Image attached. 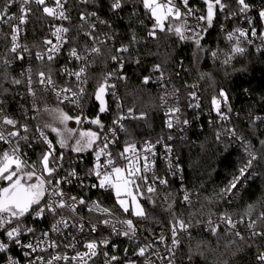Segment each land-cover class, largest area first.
<instances>
[{"label": "trees", "instance_id": "trees-1", "mask_svg": "<svg viewBox=\"0 0 264 264\" xmlns=\"http://www.w3.org/2000/svg\"><path fill=\"white\" fill-rule=\"evenodd\" d=\"M228 10L218 13L213 27L204 35L201 40V48L197 49L191 41H181L177 36L167 32H158L157 38L148 36L152 21L143 11L138 0H126L124 7L118 12H113L110 5L112 0H94L91 4H82L80 0H68V12L71 16V23L68 26L71 31L68 38L71 46L79 45L83 51L86 40L82 32L78 31L77 25L79 14L82 11H96L100 19L105 20L111 28L100 25L98 35L103 39L104 33L114 34L115 38L109 43L115 53V48L121 45H130L129 52L121 54L124 59L123 75L125 81L118 82L114 76L111 82L117 83L119 97L109 95L106 97L109 111L100 114L101 122L105 125V131L111 128L112 121L117 115L128 112L132 108L136 118L124 122L126 131H121V144L135 142L144 144L161 139H167L172 132L165 127V117L161 107L163 88L158 82L159 72L153 71L155 65H161L164 73L163 79L168 86L180 95V107L183 120L190 121V128L186 131L183 139L175 142L180 164L183 168L184 182L187 188L197 194V201L187 205L183 203L180 193V185L176 179L171 180L168 188L159 190L153 195L156 206L143 200L148 213L147 220L136 221L139 225L141 238L163 248L157 238L163 234L166 243L170 242V221L171 214L166 211L168 204H173L177 214H182L185 219L189 213H196L195 218L207 222L208 217L214 214L228 213L233 220L243 219L245 225L241 227L245 241L222 230L217 235H211L201 227L193 228L190 238H184L181 246L175 250V264H257L256 255L258 251H264V240L260 237L248 239L251 235L247 223L257 219L260 212L264 211V47H260V33L264 32V20L259 17V11L264 9V0H246L251 7L250 13L237 15L226 19L232 12L238 10L236 0H224ZM199 5L204 10L202 0ZM39 7V6H38ZM36 7L34 10L38 9ZM247 17V18H246ZM251 21V24L249 23ZM143 21V23H141ZM51 21L41 11H35L31 16L28 26L27 43L32 49H39L46 38L50 39ZM255 27L258 39L252 44L243 42L245 48L243 54H236L228 64L224 63L226 54L230 53L234 42L226 39L228 32L236 28L249 30ZM226 30V31H224ZM8 29L0 34V99L5 112L21 123H27L32 130L28 136L31 146L21 140L23 151L27 153L30 160H36L43 148V144L36 138L35 128L38 124L50 121L46 113L37 115L33 111V98L27 93L26 69L32 68V78L36 79L35 73L44 65L35 58L17 60L14 54L8 52L11 47ZM135 36V42L132 37ZM68 48L52 62L54 73L65 66L74 67L69 56ZM212 52H216L214 58ZM107 51L104 56L97 57L95 63L89 69V81L87 84V95L83 103V114L89 118H95L99 113L98 103L93 97L97 81L109 72L117 69L118 65L108 58ZM5 59L11 63L7 67ZM139 61V63H137ZM24 73V75H21ZM149 76V83H143L144 77ZM20 79V85L11 83L12 79ZM58 85H64L65 79L62 76L54 75ZM196 84L200 88V95L206 109L214 110L211 103L215 96L219 98V92L223 89L228 95V103L225 105L221 98V111L230 115L229 128L235 131L234 140H217L216 133L219 126L210 128L205 119L206 128L201 129L196 113L187 110V95L189 86ZM37 96H41L40 86L34 85ZM7 89L8 91H4ZM43 108L45 104L52 108L56 107V100L45 94L37 101ZM117 104L121 107L118 109ZM70 115H77L70 107L60 105ZM231 108V111L228 109ZM144 113V118H137ZM36 116V119H32ZM216 121L215 119H213ZM50 123V122H49ZM84 128H93L99 131L98 126L84 124ZM47 131V130H46ZM49 138L56 141V134L48 132ZM240 141L244 146H249L257 156L254 162V174L247 185L240 190L238 197L229 202L225 195L221 196L220 190L227 183L233 174L236 173L241 161L246 160V153L240 147ZM58 151H60L58 149ZM89 152L76 154L72 151L66 152L65 160L74 161L78 158L88 156ZM88 162V158L86 160ZM207 170V171H204ZM83 198L88 202L100 201V203L124 217L111 190L102 189H80ZM170 194V195H169ZM249 205L252 209L249 210ZM125 218V217H124ZM130 218V217H129ZM257 227H262L258 223ZM235 241V243H232ZM250 245V246H249ZM240 249L237 251V249ZM127 249V254H125ZM137 247L120 244L117 252L110 254L120 259L113 264H124L126 260H134L136 264H144V260L134 255ZM107 258L93 264H105ZM5 258L0 255V264Z\"/></svg>", "mask_w": 264, "mask_h": 264}, {"label": "snow or ice", "instance_id": "snow-or-ice-1", "mask_svg": "<svg viewBox=\"0 0 264 264\" xmlns=\"http://www.w3.org/2000/svg\"><path fill=\"white\" fill-rule=\"evenodd\" d=\"M93 2L94 0H80V3L86 5ZM125 2L126 0H112L110 7L113 12H118L124 7ZM138 2L152 21L151 28L147 33L149 37L155 39L158 32H167L177 36L181 41L191 40L197 49L201 48L203 34L213 27L218 13L228 10V5L224 0H202L205 6L203 11L193 8L190 0H179V4L177 0H138ZM32 4L39 6L38 9L34 10L31 7ZM66 4L67 0H52L51 5L48 0H0V23L10 26V33L7 36L10 38L11 47L8 52L14 54V59L24 60V53L29 52L26 45L22 46L19 43L23 26L29 23V17L35 11H41L45 17L53 21L68 22L70 24L71 16ZM236 4L238 10L232 12L230 16H226V19L240 14L246 16L251 11V7L246 0H236ZM14 5L18 6L19 15L10 12ZM259 17L264 20V9L259 11ZM79 21L81 23L77 25V29L89 41L84 44L83 51L78 50L79 45L71 46L68 39V33L71 31L69 26L64 23L53 24L51 25L53 29L51 36L55 42L53 39H44L45 51L35 53V59L40 61L44 67L35 73V80L32 78V68L26 69L27 93L33 98V111L37 115L46 113L52 118L51 123L43 122L35 128V133L38 134L36 138L43 144L40 155L36 160H30L20 144V141L23 140L27 146H31L28 134L32 130L27 123H21L8 115L2 107L3 101H0V144L3 145V147H0V236L7 239V242L0 239V253L7 252L10 244L23 247L26 249L24 256L29 258L28 264H89L94 257L100 254L101 246L107 247L109 245L108 239L96 240L89 238L83 244L85 250L82 252L75 251V254L71 256L67 252H52L47 259L42 255H33L38 252H48L49 249H59L62 246L61 241L52 239L51 233H57L66 239L76 240L75 235L68 236L63 230L77 229L83 235L86 224L91 233L98 231L99 224L111 225L112 232L115 235L135 240L139 231V225L136 221L148 219L145 205L141 201L146 200L155 207L157 202L153 199V195L157 193V185L166 186L169 183L166 178L160 177L154 172L156 166L155 144L146 141L142 147H138L135 142H127L121 151L114 153L111 150V146L118 141L117 133L126 131L122 121L131 117L134 110L129 108L127 116L117 115L112 121L113 127L108 128L107 131H105V125L101 122L100 114L109 111L106 97L116 95L114 91L116 85L110 83L112 78L115 76L120 80L127 79L122 74L125 65L121 54L129 52L130 45H121L115 48L116 54H111L112 49L108 45L115 38V35L104 33L103 39L98 35L100 25H105L108 28H111V25L100 19L96 11L85 10L80 12ZM191 21H195V23H191ZM249 23L251 24L250 20ZM256 36L257 30L255 27L250 29V33L249 30L242 28H236L234 31L228 32L226 39L234 42V45L230 53L226 54L224 63L228 64L236 54H243L245 48L241 44L243 42L252 44L251 37ZM260 38L264 40V32L260 33ZM135 39V36H133L130 43H134ZM65 45H69L68 56L70 60L80 62V67L78 70H72L65 66L54 73L51 66L52 62L56 59L57 54L61 53ZM106 51L109 54L108 58L116 62L118 67L114 71L107 72L101 80L97 81V86L92 95L98 103L99 113L95 118H89L83 114V104L81 103L87 94L85 85L89 81V69L95 63V59L104 56ZM212 56L215 58L217 53L212 52ZM10 63V60L5 59L4 64L6 67ZM153 71L160 73L158 79H163L164 73L161 70V65H155ZM21 75H24V73H21ZM54 75L67 78L65 84L58 86ZM150 79L149 76H145L143 83H149ZM11 83L20 85L22 81L13 78ZM34 85L40 86L41 96H37ZM4 91L8 90L4 89ZM45 94H51L55 97L56 107L50 108L45 104L41 108L38 105L37 101L42 99ZM189 96L193 99L197 98L195 92L189 93ZM221 98L226 105L228 95L223 89L219 92V98L214 96L211 103L220 119L227 120V114L221 111ZM161 99L164 100V97H161ZM65 104L75 106L80 109V113L74 116L70 115L60 107V105ZM194 106L199 107V103L197 102ZM120 107L117 104V108ZM228 110L231 111V108ZM179 111L178 107L168 109L171 114ZM144 115V113H141L137 118L143 119ZM32 119H36V116H33ZM69 121H74L77 127H69ZM177 123H179L178 118ZM183 123L188 124V121L184 120ZM84 124L96 125L99 131L84 128ZM167 127L169 129L173 127L171 119L168 120ZM229 131L232 135H235L234 130ZM48 132L56 134L55 143L49 138ZM156 143H160V141L158 140ZM165 147L167 148V146ZM67 151L75 152L78 155L84 152H94L95 162L87 173L88 176L95 177V182L90 187L113 191L116 205L119 206L125 217L117 219V223L121 227L117 228L116 224H113L112 219H110L116 216L113 209L103 206L98 200L92 201L89 205L85 198L69 195L65 191L64 186L70 185L73 179L77 177L75 169L62 173L63 161ZM246 152L248 158L241 161L236 173L221 188L219 195L234 194V190H237L238 186L251 174L249 170L252 168L253 162L257 160V156L248 149H246ZM169 167H172L171 164H169ZM149 173H151V176H149ZM81 187H88V185L81 181ZM183 201L191 204L187 192L183 195ZM252 207V205H249V210ZM81 208L88 213L97 214L96 221H86L85 217L79 214ZM166 211L172 216L170 221V245L166 243V237L163 234L157 238V241L165 245L168 255L160 256L159 249L155 248L153 243H143L137 247L134 255L145 257L144 264H156L152 257L167 260V264H175V249L182 243L181 236L185 235L190 238L193 228L204 225V221L195 218L196 213H189L188 219H185L182 214H177L171 203L168 204ZM49 217L53 220L50 229L41 232L39 235H37L36 229L28 224L29 220L33 222L44 221ZM243 222V219L234 221L228 213L220 214L218 220H213L210 215L205 230L212 235H217L220 232L221 223H223L225 234L231 233L241 241H245V237L237 230V224ZM258 223L262 227L258 228ZM247 228L251 233L248 239L260 237L264 240V211L260 212L257 219L248 222ZM28 235H31L34 239L24 243L22 238ZM232 243H235V241H232ZM63 247L75 250L76 245L63 242ZM239 250L238 248L237 251ZM125 254H127V249H125ZM103 255L107 258L105 264H113V262L120 259L116 255L109 257L107 251ZM256 261L257 264H264V251H258ZM8 264H19V262L10 256ZM124 264H136V261L126 260Z\"/></svg>", "mask_w": 264, "mask_h": 264}, {"label": "built area", "instance_id": "built-area-1", "mask_svg": "<svg viewBox=\"0 0 264 264\" xmlns=\"http://www.w3.org/2000/svg\"><path fill=\"white\" fill-rule=\"evenodd\" d=\"M201 0H190L191 6L193 8L196 9H201L199 2ZM49 4L51 5L52 0H48ZM178 4H179V0H177ZM182 7V5H180ZM31 7L33 9H35L36 7H38L35 4H32ZM66 8L68 9V0H67V4H66ZM10 12H14L17 15H19V11H18V6L14 5L11 9ZM250 13V11L248 12ZM199 14V13H198ZM50 19V18H49ZM51 24H50V39L54 38L51 36V31L53 30L51 25L53 24H60V23H64L66 26H68V22H62V21H53L51 20ZM31 22V16L29 17V23L25 26H23V31L20 34L19 37V43L23 46L26 45L29 49V52L24 53L25 59H30V58H35V53L36 52H44L45 51V45L43 44L41 48L39 49H32L31 47H29L28 43H27V37H28V26L30 25ZM13 23H15V21H13ZM191 23H195V21H191ZM4 29H8V31H10V26L7 24H2L0 23V34L3 32ZM209 31V29H208ZM207 31V32H208ZM226 31V30H224ZM206 32V33H207ZM206 33H204L203 35H205ZM252 40H257L258 37H251ZM69 39V38H68ZM261 43H260V47H264V40L261 39ZM55 42V40H54ZM66 47L67 45L64 46V49L61 51V53L57 54L56 59H58V57L62 56V54L66 51ZM18 51H20L18 49ZM24 59V60H25ZM70 59V58H69ZM38 61V60H37ZM71 61V60H70ZM40 62V61H39ZM72 65L74 64V67L69 66V69L72 70H78L80 67V62L78 61H71ZM64 79L66 80L67 78L64 77ZM74 79V78H73ZM118 82H124L125 80H120L117 79ZM161 85V87L163 88V97L164 100H161V107H162V111L165 117V127L168 131L172 132L173 134H171L170 139L169 137L167 139H161L159 140L160 143H156L157 141L151 142L153 144H155V152H156V156H155V161H156V166L154 168V172L156 173V175L166 178L168 180V185H157V192L161 189L164 188H168L171 184V180L176 179L180 185V193L182 196V200H183V195L185 192H187L190 196L191 199V204L197 201V194L193 193L192 191H190L187 188V185L185 184V180L183 177V168L180 164V159L179 156L177 154L176 151V147H175V142L179 139H183L185 137L186 131L190 128L191 124L190 121H188V124H184L183 123V114L180 107V95L178 94V92L174 91L171 86L167 85V82L165 81V79H160L158 81ZM113 84L116 85L117 88V83H115L114 81L111 82ZM58 85V84H57ZM58 86H62V85H58ZM86 89H87V85H85ZM115 88V92L116 95L114 97H119V93L117 92ZM191 92H195L196 93V99H193L189 96V93ZM51 95V94H50ZM87 95V94H86ZM85 95V97H86ZM54 99L55 97L53 95H51ZM84 97V99H85ZM84 99L82 100V104L84 103ZM166 100V103H165ZM1 101V99H0ZM197 102L199 103V107H195L194 105L197 104ZM191 105V106H190ZM65 106L70 107V109L72 110V112L74 114H79L80 113V109L76 108L73 105H69V104H65ZM174 107H178L180 109V111L178 113L175 114H171L168 112L169 108H174ZM187 110L190 113H193L197 115L198 118V123L200 125V128H206L205 125V119H207V124L210 128H213L214 126L218 125L219 126V131L216 133V139L217 140H234L235 139V135H232L231 132L229 130H231L229 128V124H230V115H228V119L227 120H221L220 117L218 116V114L216 113L215 110H208L205 108L201 95H200V88L198 85L196 84H191L189 86V92L187 95ZM127 113H124L123 115L127 116ZM225 113V112H223ZM136 118V115H132L131 117H128L127 119H125L124 121H122V123L124 124L125 121L130 120V119H134ZM177 118L179 119V123H177ZM171 119L172 120V124L173 127L171 129H169L167 127V122L168 120ZM213 119H215L216 121H214ZM113 127V126H112ZM111 127V128H112ZM121 131H119L117 133V137H118V141L115 145L111 146V150L115 153V152H119L122 150L123 146L121 144V136H120ZM38 136V134L36 133V137ZM219 136V138H217ZM39 141V140H38ZM40 142V141H39ZM240 147H242L243 152L246 153V157L247 156V152L246 149H248L249 151H252V149L249 148V146H244L242 141H240ZM41 143V142H40ZM144 144H137L138 147H142ZM167 146V148L165 147ZM0 147H3L2 144H0ZM168 149H170V151H168ZM253 152V151H252ZM29 158V157H28ZM88 158V162L86 161ZM103 159V158H102ZM95 162V154L94 152H89L87 157L84 158H78L75 159L74 161H68V160H64L63 161V169H62V173L67 172V171H71L72 169H75L77 172V177L73 179V182L70 185H65V191L69 194V195H74L77 197H83L82 193H77L78 190L80 189H98V188H91L90 185L92 183L95 182V177L92 176H88V170L90 168H92L93 164ZM255 162V161H254ZM254 162L252 165V168L249 170L250 171V175L248 176V178L246 180L243 181V183L241 185L238 186L237 190H234V194H225L226 199L229 202H232L233 200H235L238 195L240 190H242L247 183L250 181V179L252 178L253 174H254ZM169 164H171V168L169 167ZM149 176H151V173H149ZM81 181H83V183L85 185H88V187H81ZM86 200V199H85ZM92 202V201H91ZM91 202H89V205H91ZM183 203H185L183 201ZM187 205H190L188 203H185ZM80 215L85 217L86 221H92L95 222L96 221V215L95 213H88L87 211L83 210V208H81V211L79 213ZM65 215H67V213H65ZM219 215L214 214L212 216L213 220H218ZM123 219L124 217L119 216L116 214L115 217H112L110 219H112V223L116 224V227L119 228L121 227L118 223H117V219ZM236 221V220H234ZM53 223V220L51 217H49L47 220L44 221H35L33 222L32 220L28 221L29 226H32L36 229V233L37 235H39L41 232L43 231H48L51 227V224ZM205 225L206 223L203 225V229L205 232L210 233L209 231L205 230ZM245 223H238L237 224V230H239L241 232L242 235L243 234V230L241 229L242 226H244ZM246 226V225H245ZM224 224L221 223L220 226V232L222 230H224ZM68 236L71 235H75L77 237L76 240H71V239H66L64 236H60L57 233H51L52 239L58 240L62 242V246L59 249H49L48 252H38L33 254L35 255H42L45 257V259H47L49 257V254L52 252H60V253H64L67 252L68 255H74L75 251H84V247L83 244L84 242L89 239H96V240H101V239H108L109 240V245L107 247L105 246H101L100 248V254L96 257H94L89 264H93L99 260H101L103 257H105L103 255V253L105 251L108 252V254H113L115 252H117L119 245L120 244H126L128 246H136L138 247L139 245L143 244V243H150V242H146L144 241L141 236H140V232L138 231L137 233V237L135 240H130L129 238L123 237V236H117L112 232V226L111 225H103V224H99L98 225V231L96 233H91L90 232V228L88 227V225L86 224L85 229H84V234L82 235L77 229H66L63 230ZM191 232L193 233V229L191 230ZM219 232V233H220ZM211 234V233H210ZM231 234V233H230ZM212 235V234H211ZM214 236V235H213ZM184 238H189L185 235L181 236V240H183ZM0 239H3L5 242H7L6 237L0 236ZM23 242L27 243L30 240H33L34 238L31 235H28L26 237H23ZM170 240H171V232H170ZM63 242L66 243H74L76 245L75 250L71 249V248H67L65 249L63 247ZM182 244V243H181ZM114 245V247H113ZM155 245V244H154ZM168 245H170V242L168 243ZM181 246V245H180ZM179 246V247H180ZM178 247V248H179ZM155 248L159 249V254L160 256H167L168 254L166 253V249H165V245L163 248H159L155 245ZM176 248V249H178ZM175 249V250H176ZM26 251V249H24L23 247L20 246H16L14 244H10L9 249L7 252H2L0 253L1 256H3L5 258V261L3 264H8V258L11 256L14 259H16L19 264H28V260L29 258L24 256V252ZM143 260H145V257H140ZM153 260L156 261V264H167V260H159L157 259V257H152Z\"/></svg>", "mask_w": 264, "mask_h": 264}, {"label": "rangeland", "instance_id": "rangeland-1", "mask_svg": "<svg viewBox=\"0 0 264 264\" xmlns=\"http://www.w3.org/2000/svg\"><path fill=\"white\" fill-rule=\"evenodd\" d=\"M50 118V121H48V122H52V118L51 117H49ZM68 126L69 127H71V128H75V127H77V125L75 124V122L74 121H69V124H68ZM84 127V126H83ZM92 130H93V128H91ZM55 134V133H54ZM204 171H207V170H204ZM110 190V189H109ZM112 191V190H111ZM113 192V191H112ZM114 194V193H113ZM141 203H142V201H141Z\"/></svg>", "mask_w": 264, "mask_h": 264}]
</instances>
